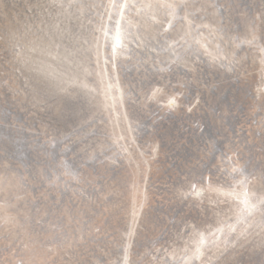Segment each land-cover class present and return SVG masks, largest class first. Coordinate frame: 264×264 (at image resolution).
<instances>
[{"label":"bare ground","instance_id":"6f19581e","mask_svg":"<svg viewBox=\"0 0 264 264\" xmlns=\"http://www.w3.org/2000/svg\"><path fill=\"white\" fill-rule=\"evenodd\" d=\"M72 2L69 8V0H0V203L6 205L0 208V264H14L19 255L34 264H125L127 245V264H261L264 238L255 232L235 247V237H229L227 246L208 248L196 262L186 260L198 233L217 228L234 205L216 191L200 199L182 193L193 183L230 190L224 159L232 155L229 147L239 148L249 171L264 168V0H247L251 12L241 6L244 0H197L196 23L223 29L207 39L198 36L210 53L218 45L228 57L223 67L203 50L197 57L180 48L181 60L169 68L175 57L165 49L184 35L186 23L177 19L161 33L160 25L127 12L133 25L130 58L118 57L116 71H110L119 78L124 102L111 114L101 110V96L91 99L73 82L97 87L95 57L83 58L93 73L85 78L81 60L69 63L63 56L76 41L92 42L95 29L107 23L108 0ZM158 16L164 21L163 10ZM51 42L61 45L56 59L42 51ZM101 51L106 55L110 48ZM154 88L164 89L165 99L184 94L170 116L185 125L162 120L165 107L153 110L165 101L148 99ZM250 111H258L259 142L250 137ZM65 170L78 174L80 183L64 177ZM53 174L61 177L58 187L48 182ZM100 187L106 200L94 191ZM9 216L16 219L6 223ZM8 239L16 257L5 247ZM169 244L174 248L167 249Z\"/></svg>","mask_w":264,"mask_h":264},{"label":"snow or ice","instance_id":"6c2138e0","mask_svg":"<svg viewBox=\"0 0 264 264\" xmlns=\"http://www.w3.org/2000/svg\"><path fill=\"white\" fill-rule=\"evenodd\" d=\"M60 8L64 7L63 3L57 5ZM73 6L72 0H69L68 7ZM79 8H83V5H79ZM107 17V23H101L95 32L97 35L93 36V40L90 43L88 40L76 41V44H70L64 49V59L69 63H74L77 59L81 60L78 65L82 68L85 78L92 75L87 68L83 67V58L88 57L89 59L93 56L95 57V69L94 75L96 77L97 87H90L88 83L83 80L77 79L73 81L77 83L84 94L91 99H95L96 96L102 97L101 110L111 114L115 111L117 105H123L124 102V92L120 88V82L118 77L110 76V71L115 72L117 68L116 61L118 57L123 56L125 59L130 58L128 55L131 52L129 45L133 42L130 39L131 32L130 29L133 27L132 21L126 18V13L134 10L136 17H146L150 25H160L161 33H167L174 25V21L180 19L186 23V30L184 35H182L178 40H174L167 45V50H171L173 56L175 57L169 63V68L173 64H176L181 60L180 48H185V51H192L193 55L197 57L200 55L201 50L203 54L209 57V60L213 64H220L221 67L225 66L224 62L228 61V57L219 50L216 54H212L208 51L207 47L201 43L198 38L201 35V29H209L210 31H222L221 27L209 24L196 23L199 18L200 9L197 6V0H108V3L104 5ZM163 10L165 19L164 21L159 19V12ZM191 10V11H190ZM101 20H104V16H101ZM166 21V23H165ZM221 25L223 21L220 22ZM138 27V25H137ZM197 35H193V33ZM189 38L191 42L189 41ZM138 39V38H137ZM142 41L137 43V47H140ZM251 43V41H248ZM87 45V47H85ZM53 48L55 49V55L53 54ZM61 45L59 43L51 42L48 49L42 50L44 54L48 55L52 59H56L60 55ZM109 49L110 53L106 55L102 53L101 49ZM33 52L36 51L35 48L32 49ZM153 51H155L153 49ZM264 51V49H262ZM104 56L103 64H101V57ZM231 63V62H229ZM184 66L187 68L188 63L185 60ZM166 69L161 68L159 71L163 72ZM191 70V69H189ZM231 70V68L229 69ZM159 97L160 99H165L164 89L154 88L152 90V95L148 99H153ZM179 95L173 94L166 98V102L163 107L167 108L169 111L174 110L178 107ZM191 111V109H189ZM131 127V126H129ZM261 133H264V125L260 128ZM122 139V137H121ZM115 143V141H114ZM124 151H127L126 149ZM229 151H232V155L224 154V159L229 162V166L225 169L228 176L232 178L231 184L229 186L230 190L212 189L211 186L200 188L197 184H191L187 192H183L182 196L192 197L195 199L202 198L204 192L206 191H216L220 197H223L225 201H231L234 207L230 209L231 215L227 216L225 219L220 221L219 227L208 231L207 235L204 233H198V239L193 241L194 248L191 257H186V260L190 259H200L204 257L205 252L210 247L219 248L221 243L226 246L228 244L229 237H235V240L231 242V246L235 247L237 243L241 240H247L249 236L256 235L262 236L264 238V168L259 172L249 171L246 164L240 162V150L237 148L235 151L229 147ZM115 163L114 160L111 161ZM64 177H70L77 183H80L78 174L65 170L62 174ZM60 176L52 175L49 178V183L54 186H59ZM3 183V178L0 177V184ZM259 189V190H258ZM94 191L100 193V199H107L108 196L104 194L103 187L94 188ZM147 197L145 195L144 200ZM4 203H0V208L5 207ZM144 207V202L141 201L139 204V210L134 208L133 211V221L140 215ZM39 211V209H37ZM259 217V221H257ZM15 217L9 216L5 222L11 223L15 220ZM231 221V222H229ZM79 223V221H77ZM259 229L258 232L255 230ZM99 231V229H97ZM131 235V233H129ZM14 241L8 239L6 248L11 249L13 257L18 255L16 247L13 246ZM130 245L124 247V261L127 264V250ZM261 250L264 251V242L261 243ZM23 252L29 251V245L24 244ZM14 264H34L31 258L26 259L24 255H19V258L14 260ZM40 264H45L41 261ZM264 264V261H261Z\"/></svg>","mask_w":264,"mask_h":264},{"label":"water","instance_id":"95a60500","mask_svg":"<svg viewBox=\"0 0 264 264\" xmlns=\"http://www.w3.org/2000/svg\"><path fill=\"white\" fill-rule=\"evenodd\" d=\"M222 1V0H221ZM239 1V0H238ZM244 1H246V5H241V6H245V11H249V12H251V9H252V7H251V4H252V2L251 3H248L247 2V0H244ZM218 8H220V5H219V1H218V3H217V5H216ZM240 6V5H239ZM249 6L251 7V9H249ZM252 10H254V8L252 9ZM90 11H95V9H92V10H90ZM89 12V11H88ZM131 12H134V10L133 11H131ZM219 12H223V11H221V10H219ZM222 20V19H221ZM223 21V20H222ZM223 23H224V21H223ZM201 24H205V23H201ZM228 23H226V25H227ZM211 26V25H210ZM228 26V25H227ZM228 27H231V26H228ZM201 35H199L202 39H207L208 37H210V36H212L213 35V31H210L209 29H201ZM194 35H197L195 32H194ZM204 44V43H203ZM248 47H252V48H254L255 46L253 45V44H251V43H249L248 44ZM249 50H251L250 48H248ZM254 52L258 55V58H259V60H261V52L258 50V49H255L254 50ZM262 66H264L263 64H261ZM263 78H264V70H263ZM239 80V78L237 79V81ZM227 82H228V84H234L235 83V81H232V80H229V79H227L226 80ZM264 83V82H263ZM256 91H259V89H257V87H255V85H254V87H253V90H252V92L254 93V100H255V98H256V95H257V92ZM174 92H176V91H174ZM177 95H179V94H177ZM180 96H184V94L183 95H179V97ZM165 102H166V99H165V101H164V103L161 105H156V106H154L153 105V110L154 111H157L159 108L158 107H160V106H162L163 107V105L165 104ZM187 108H188V110L189 109H191V106H187ZM242 108V105H240L239 107H238V109H241ZM198 109H196L193 113L194 114H198ZM168 113V114H167ZM258 114V111H255V112H252V111H250V112H248V115L246 116L247 117V119H249V121H250V123H249V125L250 126H252V127H254L255 125H256V122H257V119H256V115ZM170 115H175V114H173L172 112H170V111H168L167 110V112H164V116H161V118H162V120H170V121H174L175 123L174 124H177V126L179 127V126H181V125H185V123L183 122L182 124L180 123L182 120H179V119H177V118H173V117H171ZM180 121V122H179ZM188 123V122H187ZM247 123V122H246ZM189 124V123H188ZM203 128V127H202ZM260 128V126H256V127H254V129L251 131V134H250V137H251V139H254V137L257 139V142H259V137H258V135L257 134H259V131H257L258 129ZM255 129H256V131H255ZM203 131H205V127H204V129L203 130H201V132L200 133H202ZM253 131H255L256 132V134H254V132ZM246 132H244V136L245 135H247V136H249V134L248 133H246ZM246 137V136H245ZM247 138V137H246ZM252 145V144H251ZM262 147H264V144L262 145ZM261 147V148H262ZM208 181V180H207ZM201 186V185H200ZM199 187V186H198ZM148 198V197H147ZM161 199V198H160ZM208 205V204H207ZM212 206V205H211ZM223 220V219H222ZM218 226L217 227H219V225H220V223L219 224H217ZM172 248H174V245L173 244H169V247L167 248V249H172ZM191 260H193L194 262H196L197 261V259H191Z\"/></svg>","mask_w":264,"mask_h":264}]
</instances>
